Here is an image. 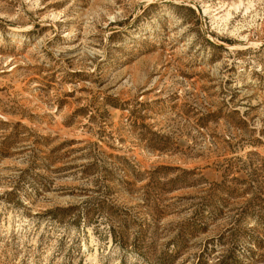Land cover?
<instances>
[{"label":"rangeland","instance_id":"obj_1","mask_svg":"<svg viewBox=\"0 0 264 264\" xmlns=\"http://www.w3.org/2000/svg\"><path fill=\"white\" fill-rule=\"evenodd\" d=\"M0 264H264V0H0Z\"/></svg>","mask_w":264,"mask_h":264}]
</instances>
